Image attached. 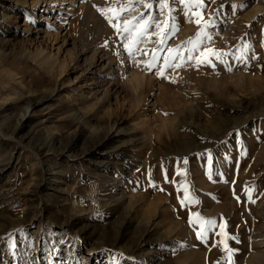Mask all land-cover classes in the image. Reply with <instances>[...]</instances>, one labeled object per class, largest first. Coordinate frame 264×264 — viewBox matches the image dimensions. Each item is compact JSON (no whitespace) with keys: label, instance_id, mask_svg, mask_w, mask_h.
I'll return each instance as SVG.
<instances>
[{"label":"rangeland","instance_id":"374dc122","mask_svg":"<svg viewBox=\"0 0 264 264\" xmlns=\"http://www.w3.org/2000/svg\"><path fill=\"white\" fill-rule=\"evenodd\" d=\"M202 2L0 0V264H264V0Z\"/></svg>","mask_w":264,"mask_h":264},{"label":"snow or ice","instance_id":"6c2138e0","mask_svg":"<svg viewBox=\"0 0 264 264\" xmlns=\"http://www.w3.org/2000/svg\"><path fill=\"white\" fill-rule=\"evenodd\" d=\"M192 6L198 7V8L205 7V5L203 4L202 0H194V3H193ZM148 7L150 8L151 5H148ZM234 7H241L242 8V7H245V6L244 5H240V6H234ZM125 10H127V9H125L123 7H121V8H108L107 10H103L102 14L105 15V16H108L109 13H111V17H109V19L111 21V18H113V17L114 18H119L121 13L123 11H125ZM195 15H197V17H199L200 13H196ZM131 23L132 22H130V21H125L122 29L120 28L119 24H113L112 26H113V28H116L118 32L123 31L124 33H129V35L131 36L132 32L134 31L133 27L131 26ZM196 23H200L199 18L196 20ZM141 28H143V26H141ZM140 34H142V32H140ZM138 42H139V36L127 39L124 47H125L126 51L128 52L129 56L133 55V49L135 48V46H136V44ZM208 54L216 55L217 58H219V55L214 50L209 49L208 53L202 54V55H204V59L201 60V61H198V62L199 63H205V62L210 63L211 61L208 60ZM179 66L180 65H176V67H179ZM148 67L149 68L153 67V64H149ZM160 74L163 76V72L162 71L160 72ZM185 191H187L186 188H185ZM189 202H195V201L190 199ZM181 203L183 204L184 200H182ZM196 215H197L196 222L200 224V227L202 229L204 228L205 225H208L209 228H215L216 227L215 221H205L202 218H200L198 216V214H196ZM205 235H206V232H204V231L197 233L198 238H200L201 240H203L205 238ZM229 238L235 239L234 237H229ZM225 248L229 251V253H231V249H228L226 244H225Z\"/></svg>","mask_w":264,"mask_h":264},{"label":"bare ground","instance_id":"6f19581e","mask_svg":"<svg viewBox=\"0 0 264 264\" xmlns=\"http://www.w3.org/2000/svg\"><path fill=\"white\" fill-rule=\"evenodd\" d=\"M39 1V0H38ZM36 2V1H34ZM40 3V2H38ZM37 4V3H36ZM58 38V37H57ZM51 39V38H50ZM51 42V41H50ZM54 45V44H53ZM64 46V45H63ZM60 47V46H59ZM55 49V48H54ZM53 49V50H54ZM62 48H58L57 51H50V52H44V51H41L39 50L38 52H36V54L34 53V58L38 64L40 65H47L49 66L51 69H55L56 67H60L61 68V71L63 72L62 74L66 73L67 70H69V60H68V57L66 56H62V60H61V55H60V52H61ZM87 79V78H86ZM30 108H28V110L26 111L25 113V116H29L30 114ZM45 177V176H44ZM148 214V213H147ZM219 218V217H218ZM196 252V251H195ZM192 253L194 252H191L190 255H193ZM195 254V253H194ZM205 256L203 254H200V253H197L195 255H193L191 257L192 259V262L194 264H202V257ZM253 256V255H252ZM255 257V256H254ZM190 258V257H189ZM205 259V258H204ZM204 261V260H203ZM253 261V260H252Z\"/></svg>","mask_w":264,"mask_h":264}]
</instances>
